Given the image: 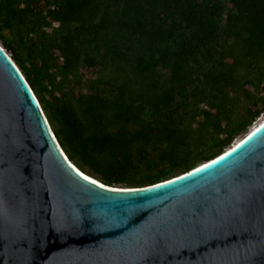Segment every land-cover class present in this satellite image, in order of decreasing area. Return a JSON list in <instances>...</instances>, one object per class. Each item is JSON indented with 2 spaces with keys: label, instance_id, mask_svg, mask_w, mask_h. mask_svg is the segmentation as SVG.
Masks as SVG:
<instances>
[{
  "label": "water",
  "instance_id": "water-1",
  "mask_svg": "<svg viewBox=\"0 0 264 264\" xmlns=\"http://www.w3.org/2000/svg\"><path fill=\"white\" fill-rule=\"evenodd\" d=\"M0 264H264V120L184 173L108 186L69 160L0 44Z\"/></svg>",
  "mask_w": 264,
  "mask_h": 264
},
{
  "label": "trees",
  "instance_id": "trees-1",
  "mask_svg": "<svg viewBox=\"0 0 264 264\" xmlns=\"http://www.w3.org/2000/svg\"><path fill=\"white\" fill-rule=\"evenodd\" d=\"M258 1L260 7L254 17L245 14V5L240 8L234 36L237 44L225 45L218 44L220 0H54L51 17L67 29L58 43L63 53L62 68L99 66L97 82L114 86L110 97L81 94L61 106L45 99L43 82L52 80L47 53L41 56V65L31 62L26 67L27 60L4 39L2 29L11 25L12 19H17L12 21L17 33L29 28L14 5L16 0H0V40L12 52V59L37 96L65 154L84 174L94 179V174L99 175L100 182L108 186L130 182L120 176L130 163L131 146L162 142L158 158L172 164L132 180L140 187L173 177L168 176L177 167L183 169L181 173L193 168L189 165L190 154H180L190 129L176 123L173 114L176 109H190V98L206 91L218 96V110L225 112L226 94L222 92L236 85L237 67L246 57L264 52V0ZM216 45L223 49L211 70L191 65L204 49L214 54ZM71 51L75 54L68 57ZM227 57L231 58V66L224 69ZM257 101L261 107L250 112L248 120L228 129L225 137L202 156L204 163L221 155L234 135L245 131L263 113L264 93ZM147 110L151 111V120L143 117ZM200 112L202 127H209L212 115L206 110ZM217 121L218 114L214 123Z\"/></svg>",
  "mask_w": 264,
  "mask_h": 264
},
{
  "label": "rangeland",
  "instance_id": "rangeland-1",
  "mask_svg": "<svg viewBox=\"0 0 264 264\" xmlns=\"http://www.w3.org/2000/svg\"><path fill=\"white\" fill-rule=\"evenodd\" d=\"M245 1V2H243ZM220 0L221 9V38L218 44H237L234 42V36L239 27L237 14L244 5L245 14L254 17V14L260 7L258 0ZM17 10L21 11L29 28L23 32H16L12 21L11 25H4L2 34L4 39L11 43L23 58H25L26 67H29L31 62L41 65L42 55L49 56V74H52V80L46 79L43 82L45 99L55 106H61L67 102H73L81 94H95L102 97H110L114 92V86L104 82H97L100 76L99 66L88 67L80 66L78 69L72 67L70 69L62 68L63 53L60 50V36L66 29L65 24L54 21L50 11L54 7V0H16L14 4ZM45 22H48L45 24ZM73 27V25L71 26ZM0 44L2 41L0 40ZM224 45V46H225ZM219 45L215 46V53L204 49L191 65L197 69L203 68L211 70L215 63L218 62L219 52L222 50ZM11 56L12 52L6 50ZM75 54L71 51L68 57ZM231 58H226L223 61V68L231 66ZM202 78V74H201ZM236 85L226 87L222 93L226 94L225 112L218 110V96H214L209 91H206L202 96L190 98L192 107L190 109H176L173 114V119L181 126L190 129L189 139L186 146L182 147L180 154L186 153L189 155L190 167H195L204 163L203 155L210 152V147L214 146L220 139L225 137L228 129H233L242 120L249 119V113L260 108L261 104L257 99L264 90L261 91L264 85V52H256L252 57H246L242 66H238L236 70ZM205 100V101H203ZM216 104L215 106L212 105ZM206 110L212 115L210 118L211 125L203 128V116L200 111ZM167 114V113H165ZM218 114L220 121L214 123L215 115ZM263 113L256 118L259 119ZM143 117L151 120V111L147 110ZM255 120V121H256ZM254 121V122H255ZM258 121V120H257ZM252 122L245 131L237 133L234 138L225 148H229L237 140L245 136L255 124ZM252 127V128H251ZM162 145L161 141H154L150 144L144 142L138 145L133 144L131 150L130 163L126 165L125 170L121 172L120 177H126L130 182L115 183L116 187H138L134 181L144 178L147 173H155L160 170L169 168L172 164L170 160L160 161L158 158V150ZM77 165V162L73 160ZM77 167H80L79 165ZM88 174H92L87 168H82ZM183 169L177 167L168 177L175 176L181 173ZM94 177L101 181L99 175ZM134 180V181H132Z\"/></svg>",
  "mask_w": 264,
  "mask_h": 264
},
{
  "label": "bare ground",
  "instance_id": "bare-ground-1",
  "mask_svg": "<svg viewBox=\"0 0 264 264\" xmlns=\"http://www.w3.org/2000/svg\"><path fill=\"white\" fill-rule=\"evenodd\" d=\"M263 120H264V115L262 116V117H260L259 119H258V121L255 123V125L254 126H252L251 128V131H253L259 124H261L262 122H263ZM251 131H249L246 135H248ZM245 135V136H246ZM245 136H243L241 139H243ZM241 139H239V140H237L233 145H231L227 150H229L230 148H232V146H234L235 144H237ZM226 150H224L223 151V153L225 152ZM207 162V161H206ZM205 162V163H206ZM204 164V163H203ZM201 165V164H200Z\"/></svg>",
  "mask_w": 264,
  "mask_h": 264
},
{
  "label": "snow or ice",
  "instance_id": "snow-or-ice-1",
  "mask_svg": "<svg viewBox=\"0 0 264 264\" xmlns=\"http://www.w3.org/2000/svg\"><path fill=\"white\" fill-rule=\"evenodd\" d=\"M95 182V181H94Z\"/></svg>",
  "mask_w": 264,
  "mask_h": 264
}]
</instances>
